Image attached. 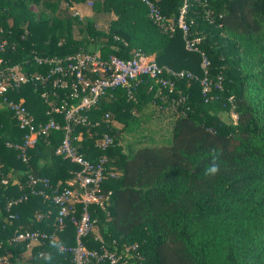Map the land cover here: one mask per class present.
Here are the masks:
<instances>
[{"label":"trees","instance_id":"obj_1","mask_svg":"<svg viewBox=\"0 0 264 264\" xmlns=\"http://www.w3.org/2000/svg\"><path fill=\"white\" fill-rule=\"evenodd\" d=\"M62 1L84 2L0 0V28L10 45L0 55L2 68L18 65L25 75L44 74L47 67L36 64L35 55L64 58L84 51L126 60L141 50L159 66L202 76L199 54L185 49L179 30L172 35L160 31L141 0H93L91 18L85 21L60 12ZM151 1L166 18L176 20L185 0ZM32 4L48 15L33 12ZM186 5L189 36L201 38L199 48L210 61L209 77L214 81L221 76L224 91L212 89L218 100L205 103L198 82L178 80L177 89L187 101L173 110L154 98L157 86L149 91L153 83L145 81L134 101L118 90L83 113L90 124L75 127L74 134L81 135L79 152L96 160L103 153L95 147L96 140L108 133L114 138L106 151L108 166L117 173L102 185L111 193L109 204L90 207L98 234L88 235L85 245L100 251L104 246L112 250L115 244L118 253L136 245L128 264H264V0H187ZM206 10L212 13V24ZM97 15L108 16L107 31L97 27ZM42 90L29 83L8 95L15 101L24 97L34 116L35 108L43 109L40 122H46L55 115L41 98ZM62 99L58 91L49 101L56 106ZM147 107L170 113L169 137L156 145L121 146L120 136L138 122L135 113ZM22 136L13 114L0 104V255H8L12 264H19L29 246L9 243L15 232L50 234L55 227V210L38 196L8 208L24 191L26 176L47 177L52 186H65L79 170L54 154L61 132L39 138L27 164L6 146L20 144ZM213 157H218L219 172L205 175ZM49 210L52 214L46 217ZM10 215L17 218L11 220ZM74 234L67 222L58 241L29 246L30 256L21 264H72L59 245H73Z\"/></svg>","mask_w":264,"mask_h":264},{"label":"built area","instance_id":"obj_2","mask_svg":"<svg viewBox=\"0 0 264 264\" xmlns=\"http://www.w3.org/2000/svg\"><path fill=\"white\" fill-rule=\"evenodd\" d=\"M141 1L147 7L148 17L160 31L169 35L174 34L176 30L182 33L185 49L199 54L202 76L189 70H172L159 66L153 58L144 55L141 50H136L132 57L126 60L116 55L103 58L99 52L84 51L64 58H41L35 55L33 61L47 67V71L44 74L30 75L23 74L18 65L2 68L3 60L0 57V104L13 114L18 128L23 132L20 144L7 143L6 146L15 149L18 153L17 158L27 164L28 152L35 147L39 138L47 137L52 132H61L62 140L54 154L79 167L65 186L54 187L47 177L33 174L26 176L24 191L9 202L8 208L27 201L30 196L42 198L55 210L54 232L49 234L42 231H17L9 239V243L27 242L32 246L46 241H58V234L63 232L68 222L75 230L74 243L71 246L60 243L59 251L69 255L72 264H128L127 258L132 257L136 245L124 246L120 253L117 252L115 244L112 250L104 246L100 251L90 250L85 245L87 236L97 231L96 219L92 217L90 207L96 205L105 208L109 204L111 193H105L102 185L106 179L115 178L117 173L108 166L109 158L106 154V151L114 145L113 136L103 133L96 140L95 147L103 153L96 160L91 161L78 150L77 144L81 141V135L74 134L75 127L90 124L83 113L95 106L101 97L122 90L128 101H134L137 88L145 81L153 83L149 86V91L157 86L158 91L154 98H158L163 103L167 102L173 110L177 106L185 105L187 101V97L177 89L178 80L198 82L205 103L218 100V96L211 94L212 89L218 92L224 91L221 76H217L214 81L209 77L210 61L199 48L201 38L196 36L191 39L189 36V25L185 21L187 0L184 1L176 20L166 18L151 0ZM89 3L93 5V1ZM211 14L209 10L205 11L210 24L214 22ZM77 15V12L73 13V16ZM221 15L219 14L217 18H221ZM8 48H10L9 42L3 38L0 28V55ZM29 83L42 86L40 96L48 102L50 111L55 115L50 116L46 122H40L23 101L9 98L8 93ZM58 91L62 92L63 99L55 106L49 98L57 97ZM163 91L164 95H162ZM227 101L233 108V97H229ZM46 115H50L49 112H46ZM104 117L109 118L108 114ZM93 125L99 126L100 123L94 122ZM1 184L6 185L7 180L2 179ZM51 214V210L47 211L46 217ZM42 217L43 215L38 214L36 218L41 220ZM9 218L13 220L17 216L10 215ZM2 247L3 244L0 242V249ZM0 264L12 263L8 255H0Z\"/></svg>","mask_w":264,"mask_h":264},{"label":"rangeland","instance_id":"obj_3","mask_svg":"<svg viewBox=\"0 0 264 264\" xmlns=\"http://www.w3.org/2000/svg\"><path fill=\"white\" fill-rule=\"evenodd\" d=\"M90 1L93 0H84V2L77 4L75 2H68L62 1L60 4V12L65 13L66 15H73V13H78L77 18L78 20L85 21L86 18H91L88 17V15L84 14V9L83 8H88L91 10ZM81 5H83L81 9ZM30 9L37 13L38 15H44L47 16L48 13H45V10L42 9V6H37L35 4H32ZM97 27L99 29L108 30V24H109V18L107 15H97L95 18ZM74 37L78 38V29L74 28L73 30ZM168 112V111H167ZM136 116H140L138 119L137 124L133 125L131 132H124L120 136V144L123 147L130 146H143L147 144L151 145H156L159 144V140L162 141L165 138L169 137L170 133V120L169 116L170 113H159L157 110L153 109L152 107H147L145 110L138 115V113H135ZM162 115V116H161ZM160 116V117H158ZM172 116V115H171ZM225 116V114H224ZM233 116V115H232ZM234 118V116H233ZM117 128H122V125L119 123H114ZM165 141V140H164ZM163 141V142H164ZM125 148V150H126ZM98 234V230L96 232Z\"/></svg>","mask_w":264,"mask_h":264},{"label":"crops","instance_id":"obj_4","mask_svg":"<svg viewBox=\"0 0 264 264\" xmlns=\"http://www.w3.org/2000/svg\"><path fill=\"white\" fill-rule=\"evenodd\" d=\"M83 5H81V9L83 8L82 7ZM85 11H84V14L85 15H88V17H90L91 15H92V12H91V10H89L88 8H83ZM21 101H23L24 103H25V98L24 97H22L21 99H20ZM36 109V117H37V119L40 121L41 119H42V115H43V109H39V108H35ZM97 232V231H96ZM33 246V245H32ZM30 247H28L27 249H26V251L25 252H23V254H22V258L20 259V261H18V263L19 264H21V262H26L27 261V259H28V257L30 256V249H29Z\"/></svg>","mask_w":264,"mask_h":264},{"label":"clouds","instance_id":"obj_5","mask_svg":"<svg viewBox=\"0 0 264 264\" xmlns=\"http://www.w3.org/2000/svg\"><path fill=\"white\" fill-rule=\"evenodd\" d=\"M218 157H213V163L205 169V175H215L219 172V165L216 162Z\"/></svg>","mask_w":264,"mask_h":264}]
</instances>
